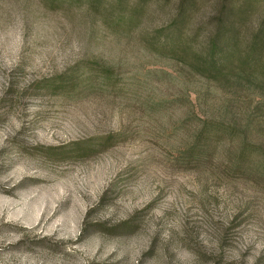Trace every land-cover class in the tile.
Listing matches in <instances>:
<instances>
[{"label":"rangeland","instance_id":"1","mask_svg":"<svg viewBox=\"0 0 264 264\" xmlns=\"http://www.w3.org/2000/svg\"><path fill=\"white\" fill-rule=\"evenodd\" d=\"M216 34L264 43V0H0V264H264Z\"/></svg>","mask_w":264,"mask_h":264},{"label":"trees","instance_id":"2","mask_svg":"<svg viewBox=\"0 0 264 264\" xmlns=\"http://www.w3.org/2000/svg\"><path fill=\"white\" fill-rule=\"evenodd\" d=\"M218 38L217 35L212 41L213 58L206 65V70L211 79L219 83L231 84L234 87V97L231 98L234 108L229 110V104H223L224 110L228 114L231 113L229 125L224 132L242 141V156L255 154L258 151L262 153L264 151V57L259 54V50L264 48V43L260 36H254L244 55L240 51L238 58L234 57L235 52L217 57ZM79 68H83V65H78L77 68L67 73H86L84 70L80 71ZM106 73L115 72L107 67ZM247 89L250 93L240 94L239 91ZM238 94L239 97H237ZM202 136L206 141L213 142L217 138V133L214 129H210L203 131L200 138Z\"/></svg>","mask_w":264,"mask_h":264}]
</instances>
